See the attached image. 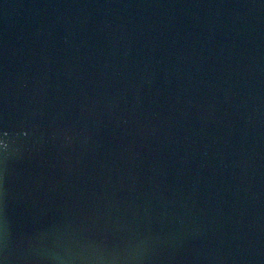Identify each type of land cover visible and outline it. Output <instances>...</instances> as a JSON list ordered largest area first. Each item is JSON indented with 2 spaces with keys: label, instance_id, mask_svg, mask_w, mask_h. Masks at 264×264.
Listing matches in <instances>:
<instances>
[{
  "label": "water",
  "instance_id": "95a60500",
  "mask_svg": "<svg viewBox=\"0 0 264 264\" xmlns=\"http://www.w3.org/2000/svg\"><path fill=\"white\" fill-rule=\"evenodd\" d=\"M0 264H264V0H0Z\"/></svg>",
  "mask_w": 264,
  "mask_h": 264
}]
</instances>
